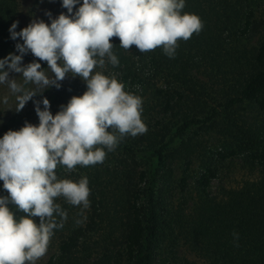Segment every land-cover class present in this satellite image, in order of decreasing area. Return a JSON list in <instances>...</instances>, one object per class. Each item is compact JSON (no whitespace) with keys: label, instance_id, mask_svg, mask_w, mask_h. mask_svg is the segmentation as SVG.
Returning <instances> with one entry per match:
<instances>
[{"label":"clouds","instance_id":"9594fccd","mask_svg":"<svg viewBox=\"0 0 264 264\" xmlns=\"http://www.w3.org/2000/svg\"><path fill=\"white\" fill-rule=\"evenodd\" d=\"M62 7L67 12L55 18L46 13L50 23L34 19L17 32L14 22L9 32L11 39L23 41L15 45L19 54L0 59V85L15 96L17 112L45 89H59L69 74L86 84V91L72 96L55 115L46 97L34 101L39 124L25 122L0 138V181L8 193L0 196V264H37L47 254L54 230L67 218L57 198L90 206L88 178L58 179V165L74 171L103 163L105 149L113 151L125 136L147 132L142 98L126 91L114 75L95 71L104 68L105 58L118 66L112 39L118 38L124 50L162 48L174 58L178 41L203 28L199 16L182 11L185 0H62ZM29 52L36 59L23 65ZM40 62H46L47 71ZM12 72L20 74L22 83L10 78ZM9 205L25 215L17 219ZM232 236L239 246V233Z\"/></svg>","mask_w":264,"mask_h":264},{"label":"trees","instance_id":"16d2710c","mask_svg":"<svg viewBox=\"0 0 264 264\" xmlns=\"http://www.w3.org/2000/svg\"><path fill=\"white\" fill-rule=\"evenodd\" d=\"M215 1L185 0L182 11L199 16L203 28L189 40H182L184 44H179L174 58H169L162 48L141 53L135 46L124 50L119 46L118 38L114 37L111 41L114 44L112 51L119 60L115 69L120 80L128 83L131 93L135 94L136 87L149 75H160L164 80L173 82L175 89L171 88L163 94L166 98L163 113L173 114L177 122L173 126L162 121L156 122L157 130L152 132L151 152L148 156V171H141L137 180L135 177L127 178L119 186H112L103 179V174L95 169L96 166L93 170L86 168L84 177L88 178L90 193L96 198L94 216L106 231L103 234L105 250L90 264H157L156 248L163 229L162 211L156 197L157 184L161 172L168 166V147L175 138L185 135L190 127L213 122L218 114L217 109L213 108L207 116L200 118L196 101H192L189 106L179 90L185 89L188 93L186 98L189 99H198L201 95L191 63V52L197 50L202 59L209 58L218 62L230 48L229 38L238 31L243 35L248 34L253 17L249 13L244 28L236 27L240 22L220 13ZM221 3L224 5L222 10L226 12L229 0H220ZM14 22H18L17 32L25 27L20 20L18 0H0V59L9 53L19 54L15 45L23 41L19 38L11 39L9 32ZM224 31L228 33L226 37L221 33ZM186 46H190V49ZM30 59V52L23 57V61ZM235 59L240 62L235 63L240 80L234 86V95L224 104L225 109L245 101H254L264 107V36L255 49L251 52L242 50L240 57L236 56ZM40 63L46 68L45 62ZM85 91L86 88L79 85L61 84L59 89L53 86L46 90L41 101L53 96V106L57 105L60 109L72 96H80ZM35 114L34 109L9 117L0 127V138L8 130H19L25 122L31 123ZM228 121L231 126L228 130L230 146L217 151L216 157L224 161L243 154L260 168L262 176L256 182L230 191L224 200H214L208 197L207 190L216 173L214 169L206 168L196 180L206 198L194 210L189 221L194 232L192 241L195 251L207 264H264V140L233 120ZM172 127L176 129L172 137L165 141ZM182 183H186L185 178ZM3 192V182L0 181V196ZM234 231L239 233V246L233 241ZM77 245V238L68 237L47 264L78 263L75 252ZM79 264H85V261ZM181 264L198 263L184 260Z\"/></svg>","mask_w":264,"mask_h":264},{"label":"rangeland","instance_id":"374dc122","mask_svg":"<svg viewBox=\"0 0 264 264\" xmlns=\"http://www.w3.org/2000/svg\"><path fill=\"white\" fill-rule=\"evenodd\" d=\"M20 6V20L26 27L32 20H44L50 23L49 16H58L67 10L62 7V2L58 0H18ZM216 0L215 4L221 13L229 15L240 23L236 27L244 28V21L248 14L252 13L251 25L248 34L236 32L229 38L230 48L226 56L215 62L209 58L202 59L197 50L191 52V63L194 74L198 78L197 82L201 89L198 99H189L185 89H179L190 106L192 101H196L200 118L207 116L213 108L217 109V117L213 122L200 123L190 127L185 135L177 137L168 147L167 168L159 176L157 184V200L162 211L163 229L159 236L156 248L158 256L157 264H181L184 260L195 261L198 264H207L200 258L192 241L194 232L189 224L194 210L206 198L196 184V180L206 168L215 170L216 176L211 180L207 190L208 197L214 200H224L228 193L246 185L258 181L261 176L260 168L245 155L240 154L224 161L216 157V152L230 146V136L228 130L229 119L249 129L253 134L264 140V107L259 103L243 102L233 108L225 109L224 104L230 96L234 95V86L237 85L240 76L235 66L236 56L240 57L242 50L251 52L255 49L264 36V0H229L226 12L222 10V1ZM225 37L227 32H221ZM178 44H184L182 40ZM190 49V46H186ZM36 58L31 54V59L23 61L26 65ZM243 62V61H242ZM46 63V62H45ZM240 64L239 61H237ZM45 70L47 71V64ZM95 71H101L105 75L115 76L125 85V90L130 92L128 83L120 80L115 66L111 65L105 58L104 68L97 67ZM10 78H16L22 83V77L17 73H10ZM61 84H75L86 88L85 82L80 77H73L71 74L60 82ZM171 83V84H170ZM173 82L164 80L160 75H149L144 82L136 87L135 95L143 100L142 120L147 126L145 134L135 137L125 136L113 151H106V158L103 163L92 166H77L74 171H68L65 167L58 165L55 172L58 179H70L78 182L85 175L86 168L100 170L103 179H106L112 186H119L123 179L133 178L137 180L141 171H148V156L151 146L152 132L157 130V121L173 126L177 120L171 113H163L165 94L174 88ZM26 87H33L26 85ZM180 88V87H179ZM47 88L44 90H50ZM160 91L162 93H160ZM43 92V93H44ZM42 95H37L30 100L25 107L17 112L16 99L10 93L7 85H0V127L11 116L25 114L35 109L34 101H41ZM4 97L8 98V103H3ZM50 101V111L53 115L60 109L53 106L54 97H48ZM198 100V101H197ZM188 105H183L187 107ZM41 106V104H40ZM194 107V106H192ZM43 109V106L41 107ZM38 125L39 118L35 114L31 121ZM173 128V127H172ZM175 127L164 138L168 141L175 131ZM183 178L186 183L183 184ZM137 182V181H136ZM136 185H139L138 183ZM111 187V185H110ZM4 190L2 196H7ZM90 206H73L63 197L56 199L63 210L67 213V218L63 221V227L54 230L47 254L37 261V264H47L51 256L58 253L61 244L68 238H77L78 245L75 252L78 263L90 264L100 256V252L105 250L103 242L106 233L104 226L99 224L94 216V205L96 198L90 193ZM15 213L16 218L24 215L15 206L9 205ZM57 221L60 218L57 217ZM120 235L119 232L116 233Z\"/></svg>","mask_w":264,"mask_h":264}]
</instances>
